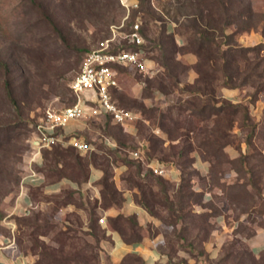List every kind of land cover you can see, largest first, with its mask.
<instances>
[{
	"label": "rangeland",
	"instance_id": "1",
	"mask_svg": "<svg viewBox=\"0 0 264 264\" xmlns=\"http://www.w3.org/2000/svg\"><path fill=\"white\" fill-rule=\"evenodd\" d=\"M247 1H250L256 14L252 19L254 24L258 23L256 27L238 32V27L230 24L225 33L233 34L232 38L219 37L216 41L223 42L222 50L230 45L250 47L251 51L245 52L251 63L248 69L258 62L260 65L256 71L264 72V0ZM191 2L193 0H0V244L5 236L12 237L18 248L33 255L39 264H76L75 261L65 263L62 260L64 255H71L75 251L85 256L94 253L97 263L102 264V253L99 250L107 236L99 225V217L104 215L92 213L95 203L90 202L86 224L77 214L64 217V189L50 193L34 186L29 190L34 202L30 211L23 213L16 209L17 199L22 193L21 180L27 172L26 161L31 152L29 140L35 126L48 110H60L75 102L70 84L77 76L86 53L97 48L113 32L121 34L119 42L125 43L123 36L137 21L142 23V45L147 49L144 54L168 62L172 69L171 74H180L184 65L175 60V52L181 50L173 47L170 36L165 34L162 26L168 22L188 24L191 17H177L176 14L179 10L191 12ZM144 3L154 19L147 16ZM255 32L262 36L260 42L244 45L241 41L243 35ZM185 36L188 40L187 35ZM187 46L188 43L182 51H189ZM221 62L222 60L218 64L221 65ZM241 66L242 71H246L244 63L241 62ZM122 71L135 72L129 69ZM136 73L133 76L140 78ZM242 75L243 72L236 80L237 83L241 82ZM172 76L168 75L167 78L162 75L157 80H164L166 91L177 89L172 86ZM218 76L220 80L214 82L217 98L224 79L222 74ZM151 83L148 81L146 86L149 87ZM237 88L240 89L242 101L233 103L242 107L230 131L231 143L221 148L223 156L219 170L209 169L208 174L201 178L197 174L192 177L211 193V198L208 201L203 199L201 204L190 205L186 209L183 208L186 207L188 197L182 198L183 208L180 212L188 217L177 225L166 223L171 219V214L164 204L162 185L148 175L150 169L141 160L129 155V151L136 149L138 144L124 133L120 124H113L109 118L100 115L86 118L89 126L86 137L93 143L95 150L81 154L70 146L60 143L53 145L52 148L42 151L43 163L38 170L42 171L48 183L63 180L64 173H67V178L73 177L81 183V168L77 164L80 158L83 162L97 159L112 174L114 164L123 163L127 166L121 176L123 184L137 190L136 200L141 199L143 194L130 178L133 177V180L140 181L145 186L148 207L144 204L142 206L156 219V223L152 221L147 224V233L156 234L165 225V243L162 250L170 251L172 248L177 264H188L178 254L183 250L180 245L187 247L189 242H193L196 247L194 254L202 250L201 247L206 244L215 227L214 219L219 215L224 217L229 231L220 243L216 256L208 259L209 264H264V252L254 256L246 240L256 229L264 227V76L253 77ZM11 92L16 103L10 100ZM182 93H187V96L176 97L169 107L184 103L192 97L190 92ZM115 97L122 107L139 109L152 119V123L160 122L161 111L146 107L124 90L117 89ZM245 114L249 119L244 123ZM172 117L179 118L176 111ZM214 118L216 117L212 113L211 120L200 122L199 125L204 128L207 124L211 129L215 127ZM218 120L222 125L225 117L219 115ZM168 124L171 123L168 121ZM140 134L141 137L153 140L161 139L146 124L141 126ZM102 135L118 138L124 148H120L118 153L110 149L99 141L98 138ZM211 137L223 140L217 135ZM193 139L192 137L191 140ZM162 145L163 143H159L155 151L151 150L153 157L163 158L169 153L161 150ZM197 150L202 153L201 149ZM121 158H127L133 164L142 162V177L135 174L136 164H126ZM108 161L109 166L106 164ZM165 180L168 185L167 193L176 202L178 185ZM187 190L185 193L195 191L194 183L190 191ZM74 200L81 205L79 200ZM195 206L199 207L200 212L195 211ZM92 219H97L93 229ZM104 224L111 227L110 218H105ZM124 226L131 232L130 223H125ZM203 226L210 230L208 236L201 229ZM68 228H71L68 234L72 238L67 240L64 247V235L58 234ZM142 230L140 227L136 232L142 235ZM181 232L186 240L176 239ZM88 233L94 235L93 241L87 238ZM58 236L63 238L61 242L56 241ZM203 239L206 240L203 242ZM49 251H53V258L44 254ZM103 257L107 264H113L107 256ZM195 258L202 260L208 256L204 254ZM125 264H134V261L130 260Z\"/></svg>",
	"mask_w": 264,
	"mask_h": 264
},
{
	"label": "trees",
	"instance_id": "2",
	"mask_svg": "<svg viewBox=\"0 0 264 264\" xmlns=\"http://www.w3.org/2000/svg\"><path fill=\"white\" fill-rule=\"evenodd\" d=\"M145 1V0H144ZM146 14L151 19H154L153 15L149 11V7H146L145 3L143 4ZM192 11L187 12H179L176 16L184 15L185 17H191L188 24L178 25L180 32L187 35L188 37V46L187 50L192 51L198 57V61L195 65L196 72L198 74L196 81L193 86H185L180 87V79L179 74H171L172 69L168 62L163 60H158V62L164 67L166 75H173L174 81L172 83L173 87L179 88L182 92H190L192 97L186 100L184 103H179V105L170 106L166 112L161 111V119L158 123V127L167 133L168 139L170 140V151L163 158H160L161 161L164 162H172L173 164L180 167L181 171V181L179 183L176 199L171 200L170 196L167 193L168 185L167 181L163 176H159L154 174L151 170L148 171V175L154 180H157L160 185H162V192L164 193V204L167 206L171 219L166 223L169 225H177L180 221L186 219L188 216L181 213L180 210L183 208L181 206V200L184 197H188L186 209L190 205L201 204L204 199V195L202 192H195L193 190H189L193 187V175L197 174L196 170L193 167L194 157L191 156V152L197 150V148L202 150V153L206 160L210 164V170L215 171L219 170V167L222 164V149L229 143H231L230 139V131L234 127V123L236 120V116L241 109L240 104H234L231 100L228 99H220L216 97V85L215 81L220 80L219 74H222L224 79L222 80L221 86L237 88L240 85L250 81L253 77L262 78L264 76V72L256 71L259 67V63L257 62L253 68H249L250 58L246 55V51H251L250 47L243 46H228L225 50H222V43H217L216 38L225 37L227 39L232 38L233 34H226V27L230 24H235L238 27L239 31H244L246 29H250L251 27H256L258 23L252 21L255 12L253 7L247 0H193L191 2ZM158 18V17H157ZM156 18V19H157ZM159 19V18H158ZM163 31L166 34L167 31V23L163 24ZM141 32L143 33V29L141 28ZM167 35V34H166ZM169 36V35H168ZM171 38V37H170ZM171 43L174 48L177 47L171 38ZM124 47H129L124 44ZM217 48V49H216ZM141 51L146 52V47L141 45L137 47ZM221 65L218 64L221 61ZM241 62L244 63V67L246 71H242ZM243 72L241 77V82L237 83L236 80L240 77V74ZM160 88L166 91L167 85L160 81ZM114 92V93H113ZM112 94L115 95V91L113 90ZM10 100L16 103V99L13 96L12 92L9 93ZM114 97V96H113ZM219 104V106H218ZM152 110H157V108H151ZM146 111L147 109H143ZM151 111V110H150ZM179 118H173L172 115L175 113ZM212 113H214L215 117V127L209 128L206 124L203 128L200 125L193 124L194 117L199 120V122L209 121L212 119ZM222 115L225 117V122L221 125L219 123L218 117ZM180 117L182 120H180ZM168 121L171 124H168ZM249 117L247 114L244 115L243 121H248ZM184 129L183 131H181ZM194 134V135H193ZM217 135L222 141L217 138H212L211 136ZM194 138L191 140V138ZM183 139V141L181 140ZM119 146H123L120 140L118 139ZM151 148L147 153V160H151L153 158V154L150 153L157 149L159 143H163L164 140H153L150 139ZM76 151L75 148L70 147ZM43 151H46L43 150ZM114 151L118 153L120 148H116ZM117 156L120 155L117 154ZM124 163H131L127 158H121ZM230 161V160H227ZM77 164L81 168L80 177L81 181H86L89 177L90 173V165L100 166L103 169L104 174L100 179V184L103 185L101 191V205L102 207H107L108 205L119 204L123 201L122 193L117 189L115 182L113 180V174L102 166V163H98L97 159H90L86 161L80 160ZM109 166V161L106 163ZM133 164V163H131ZM136 164L135 174L138 177H142V162L138 161ZM65 177H68L67 173H64ZM73 179V177H70ZM74 180V179H73ZM133 182V185L139 187L143 196L141 199L137 201L144 206L148 207L147 195L145 192V186L140 181L133 180V177L130 178ZM38 188V187H37ZM190 192L185 193L186 190ZM187 190V191H188ZM74 191L65 190L64 191V204L68 202L74 201ZM193 212L194 208H193ZM213 214H207V216H211ZM97 219H92V226L94 227V222ZM166 221V220H165ZM110 222L113 228L117 229L123 236V238L128 243L137 244L141 241L142 236L136 232V229L140 228L138 221L132 216H125L123 214L118 215L116 218H110ZM125 223H130L131 232L127 230L124 226ZM203 229L207 236L210 233V230L203 226ZM71 228L64 230V232L60 231L59 236L61 234L64 235L63 238L59 236L56 237V241L63 242L64 247L67 243L68 239H71L72 236L68 234ZM182 233V232H181ZM178 233L176 239H184L183 233ZM97 237V235H95ZM98 239V238H97ZM206 239H203V242ZM171 241V240H170ZM181 249H187V251L194 257L206 254L205 245L201 247L202 250L198 251L194 254L193 250L196 248L193 242H189L187 247L185 245H180ZM65 250V248H64ZM55 252V251H54ZM166 254H168L170 258L169 264H177L176 261L172 260L174 255L172 252V248L170 251L164 250ZM51 253V254H50ZM81 252L75 251L71 255H64L63 259L66 262L75 261L76 264H98L97 257L94 253L90 255L80 254ZM48 256H53V251L44 252ZM55 256V255H54ZM53 256V257H54ZM52 257V258H53ZM133 260L134 264H146L145 261L138 255L130 254L124 258V260L120 264H125L128 261ZM56 261V260H55Z\"/></svg>",
	"mask_w": 264,
	"mask_h": 264
},
{
	"label": "crops",
	"instance_id": "3",
	"mask_svg": "<svg viewBox=\"0 0 264 264\" xmlns=\"http://www.w3.org/2000/svg\"><path fill=\"white\" fill-rule=\"evenodd\" d=\"M178 24L175 22H168L167 23V31L166 34L169 35L176 47L181 51L175 52V60L181 62L184 65V69L179 74L180 79V86H191L197 79V72L195 69V65L198 61V57L195 53L190 51H182L183 48L188 43L186 36L180 32L178 29ZM261 35L258 32L252 34L243 35L241 41L244 45H253L254 42H260ZM146 65L151 70L148 74H143L137 70L125 68V67H118V86L114 89L115 93L118 90H124L130 96L136 98L137 100L141 101L146 107L148 108H157L159 111H165L169 105L174 101V99L178 96H187V93H182L177 88L175 90L164 91L160 88V81L164 80L161 78L160 81H157L159 77L162 75L168 78V75L164 73V67L158 62L157 59L146 56L144 54ZM123 69H129L131 71H135L131 73L129 71H122ZM137 72V73H136ZM139 75L140 78H135L134 74ZM149 82H152L150 86H146ZM168 81V80H166ZM114 93V92H113ZM114 99L117 101L115 95ZM219 98L229 99L234 103L241 102L242 96L240 94L239 88H231L222 86L218 92ZM120 105V104H119ZM121 106V105H120ZM122 107V106H121ZM136 115L135 120L127 122L125 125H121L122 130L126 135L131 137L132 141H135L138 144V148L143 151V155H147L151 148L150 139L147 137H141V126L146 124L152 127V131L158 134V136L164 140L163 150L164 153L169 152L170 150V140L168 139L167 133L162 131L157 123H152V119L146 116L139 109H130ZM103 118L111 117L109 115H100ZM99 118V117H98ZM194 124L199 125V120L194 117ZM113 124H117L111 120ZM201 126V125H200ZM88 122L85 119L80 120H73L71 121L66 127L65 132L68 135L79 136L87 141H90L86 137L87 129H88ZM103 136H100L98 139L106 146L110 147V149L115 150L116 148H124V146H119L118 138L113 136L110 137L115 141L117 147H112L104 143ZM122 144V143H121ZM135 150V149H133ZM226 151L233 155L230 152V149L226 148ZM191 156L194 157L193 167L197 172V176L199 178L208 174L210 169V164L204 157V155L198 151L194 150L191 152ZM152 159L159 160L168 168V174L163 176L165 179L171 181L175 185H179L181 181V171L180 167L173 164L172 162H164L161 161L160 158L154 156ZM127 169V166L123 163L119 165L114 164L113 170V178L117 189L122 193L123 201L119 204L108 205L107 207H102L101 203V191L103 185L100 184V179L102 178L104 171L101 169L100 166H96L91 164L90 165V173L89 177L86 181H82L81 183L64 177V184L61 188H58V182L55 181L48 183L47 179L43 186H36L32 184L29 180L26 182V185L22 189V193L17 199L16 209H21L26 205L33 206V198L30 194V189L34 186L41 187L45 192L50 193H57L64 189L65 190H72L74 191L73 198L79 200L81 205L78 204L75 200L72 202H68L64 204V217L68 214H77L85 223H88V208L90 207V202L95 203V206L92 210V213L104 215L105 218H116L118 215L123 214L125 216H132L134 217L141 228L142 231V239L139 243H128L122 236V234L112 226H107L104 223H100L99 225L103 227L107 238H105L101 243V251L102 253V264H107L106 260L104 259V255L107 256L113 264H120L124 258L130 254H135L140 256L146 264H169L170 258L168 254L164 252L163 246L165 243L164 234L166 229L163 225L162 230L160 232L150 235L146 231V226L150 222L156 223V219L144 209V207L136 200L135 194L137 193L136 189H132L131 187L123 184L122 181V174ZM41 171V170H40ZM42 172V171H41ZM44 175V174H43ZM197 180L193 179L194 183V190L196 192H202L205 196L208 194V200L211 198V193L205 190L202 184L196 182ZM205 200V201H208ZM31 209V208H30ZM195 211L200 212L199 207L195 206ZM101 217V216H100ZM99 217V218H100ZM215 227L209 235V238L205 244V250L208 258H204L202 260H197L195 257L190 255L189 252L180 250L178 254L186 260L188 264H209L208 259L214 258L216 256V252L218 247L223 239H225L226 234L229 231L225 223V219L222 215L217 216L214 219ZM162 227V226H161ZM90 229V228H89ZM91 230V229H90ZM87 238L90 241L95 239L94 235L88 233ZM250 252L254 256H258L264 252V227H260L255 230V232L246 238ZM175 261V258L173 259ZM0 264H39L35 257L30 254H26L22 252L15 243V240L10 236H5L0 244Z\"/></svg>",
	"mask_w": 264,
	"mask_h": 264
},
{
	"label": "built area",
	"instance_id": "4",
	"mask_svg": "<svg viewBox=\"0 0 264 264\" xmlns=\"http://www.w3.org/2000/svg\"><path fill=\"white\" fill-rule=\"evenodd\" d=\"M141 24L139 21L135 22L131 30L123 36L129 47H124L125 43L119 42L121 34L113 32L110 37L102 40L97 48L86 53L77 76L70 84L75 102L60 110H48L34 128L29 140L31 152L26 161L27 172L21 180V190L28 180L36 186L45 184V176L38 170L43 163V150L59 143L73 147L81 154L95 150L91 141L79 136H70L65 132V127L71 121L98 115H109L113 122L120 125L135 120V113L121 107L112 92L118 86V67L137 70L143 74L151 72L146 65L145 52L137 49L144 43ZM103 141L109 146L117 147L110 137L103 136ZM129 155L141 160L156 175L168 174L169 170L162 162L156 159L147 160L140 148L130 150ZM63 184L64 179L58 182V188ZM207 197L208 194L204 196V200H208ZM30 208L29 204L20 210L26 213ZM99 222L104 223L105 217L101 216Z\"/></svg>",
	"mask_w": 264,
	"mask_h": 264
}]
</instances>
